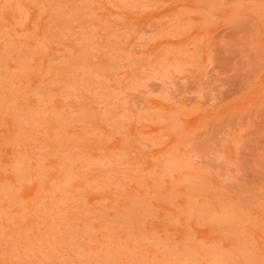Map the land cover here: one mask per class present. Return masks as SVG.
<instances>
[{"label": "rangeland", "instance_id": "374dc122", "mask_svg": "<svg viewBox=\"0 0 264 264\" xmlns=\"http://www.w3.org/2000/svg\"><path fill=\"white\" fill-rule=\"evenodd\" d=\"M0 264H264V0H0Z\"/></svg>", "mask_w": 264, "mask_h": 264}]
</instances>
